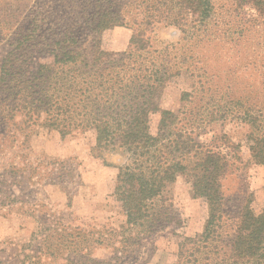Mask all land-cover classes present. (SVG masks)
<instances>
[{"label":"trees","instance_id":"trees-1","mask_svg":"<svg viewBox=\"0 0 264 264\" xmlns=\"http://www.w3.org/2000/svg\"><path fill=\"white\" fill-rule=\"evenodd\" d=\"M224 2L81 0L71 26L57 37L50 33L38 43L32 29L4 58L0 151L15 146L23 135L24 146L28 131L39 124L63 135L93 131V156L117 168L113 194L123 223L90 230L49 228L41 241L45 254L60 258L66 252L64 264H139L152 256L155 237L172 229L177 249L171 264H264V209L256 212L251 199L237 208L230 205L223 179L237 171L231 169L235 156L200 139L208 123L225 116L214 111L220 108L215 98L221 80L217 65L230 56H246V66L258 63L262 77L253 88L254 97L239 95L232 102L253 105L240 117L251 127L247 138L252 157L264 164V50L262 61H255L259 54L247 57L241 47L252 32L264 29V0H228L229 7ZM82 22L96 31L90 47L85 46ZM117 25L132 29L124 51L102 44L103 31ZM169 29L174 37L162 38V30ZM40 51L50 57L47 62L38 61ZM172 81L180 85L185 104L179 111L160 102ZM27 165L11 162L3 173L11 183L21 184L19 177L33 170ZM64 175L56 178L62 182ZM181 175L210 209L203 232L194 237L178 233L186 221L171 186ZM0 202L6 203L2 198ZM96 247L109 254L94 257Z\"/></svg>","mask_w":264,"mask_h":264},{"label":"rangeland","instance_id":"rangeland-1","mask_svg":"<svg viewBox=\"0 0 264 264\" xmlns=\"http://www.w3.org/2000/svg\"><path fill=\"white\" fill-rule=\"evenodd\" d=\"M224 1L227 7L231 6L228 0ZM80 2L0 0V71L4 58L32 29L35 41L41 43L46 41L48 34L57 37L62 29L71 26ZM83 24L85 46L90 47L96 31L88 23ZM258 29L242 42L241 47L246 50L247 57L259 54L253 60L262 61L264 29ZM171 31L162 30L160 36L173 38L175 34ZM131 36V28L117 25L103 31L101 39L105 48L124 51ZM37 59L47 62L50 57L40 51ZM248 61L246 56L232 59L230 56V61L228 59L225 64L221 61L217 65L215 70H219L221 80L215 98L220 108L214 111L225 116H217V120L208 123L200 139L228 156H235L231 169L237 167V171L223 179L224 193L232 199L230 205L237 208L245 199H251L253 209L261 212L264 209V164L252 157L247 138L251 127L240 117L246 107L253 105L232 102L239 95L248 99L254 97L253 88L261 80L262 68L258 63L257 66H246ZM226 76L231 79L225 81ZM175 82L166 87L160 102L165 109L179 111L185 104L181 100L180 85ZM211 107L208 109L213 110ZM157 120L158 115H154L153 125ZM24 139V135L20 136L15 146H2L0 151V180L8 181L7 184L0 183V198L6 201L0 202V261L1 264H64L66 252L59 258L41 251V241L50 233L49 228L90 230L92 226L119 227L123 223L120 204L113 194L117 168L104 165L93 156L92 147L96 143L93 131L63 135L57 129L39 124L28 131L27 142L22 146ZM51 160L66 163H49ZM11 162L28 168L27 163H30L33 167L32 171H25V178L19 177L21 184L11 183V177L3 173L10 169ZM62 172L65 175L61 182L56 176ZM171 192L186 221L178 233L191 237L201 234L209 216L207 201L194 195L191 183L183 175L171 186ZM151 247L150 259L147 262L143 259L139 264H171L175 260L177 237L169 229L157 235ZM108 254L104 247L93 250V256L98 259Z\"/></svg>","mask_w":264,"mask_h":264}]
</instances>
